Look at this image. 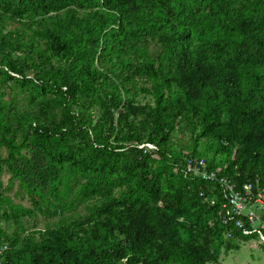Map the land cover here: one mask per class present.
Wrapping results in <instances>:
<instances>
[{"label":"trees","instance_id":"obj_1","mask_svg":"<svg viewBox=\"0 0 264 264\" xmlns=\"http://www.w3.org/2000/svg\"><path fill=\"white\" fill-rule=\"evenodd\" d=\"M53 1L30 3L37 12L46 13ZM233 1L102 0L108 14L95 13L97 21L90 28L110 36L117 55L134 49L130 43L138 35L156 36L163 43L162 60L156 69L148 58L136 68L127 64L152 81L155 126L144 142L155 147L152 152L162 153L159 146L168 141L174 122L193 114L200 119V135L216 143L215 152L233 154L224 166L196 156L205 158L213 170L223 169L221 174L227 177L237 166L241 178L255 174L264 178V0H245L238 7ZM122 12L127 13L131 24L128 29L122 26ZM40 34L45 41L46 51L41 54L49 65L46 74L50 85V94L40 101L41 114L44 117L49 109L60 107L62 117L53 127L35 119L25 124L32 130L33 144L44 159L38 176L53 185L61 175H67V162L68 167L73 165L85 173L87 179L81 185L85 196H101L103 181L116 176L118 186L126 188L117 201L123 211L114 201L105 199L96 206L89 225L52 228L38 242L21 243L16 235L9 237L0 230V242L14 245L0 256V264H118L122 260L124 264H205V259L211 258L209 236H225V226L216 222L214 207L199 197V191L208 195L210 185L181 173L183 159L191 156L170 162L176 176L171 180L162 178L164 172L147 168L148 155H142L136 146L130 147L129 159L121 146H79L75 152L84 153L82 158L71 152L68 143L78 130V122L70 101L79 93V85L85 84L90 66L82 59V44L77 37L61 36L56 25ZM166 60L170 65L174 61L175 66L164 70ZM62 61H75L79 66L69 72L58 66ZM14 66L11 64L10 71H15ZM26 82L32 93L39 90L40 84L34 80L22 84ZM107 116L112 122V114ZM0 130H6L1 120ZM131 141L138 143L141 139ZM2 142L8 152L5 162L9 172L29 188L22 170L15 165L22 143L16 144L4 135ZM31 192L38 195L31 198V203L40 211L43 198L36 188ZM12 209L17 224L16 210L30 213ZM210 219L214 221L212 228L208 226ZM179 228L203 236V245L180 240ZM229 240L240 241L236 232Z\"/></svg>","mask_w":264,"mask_h":264},{"label":"rangeland","instance_id":"obj_2","mask_svg":"<svg viewBox=\"0 0 264 264\" xmlns=\"http://www.w3.org/2000/svg\"><path fill=\"white\" fill-rule=\"evenodd\" d=\"M232 3L238 7L246 2L234 0ZM106 8L102 0H54L46 13H39L30 0H0V120L6 125L5 131L0 130V195L3 200L0 202V230L9 237L16 235L21 243L38 242L44 238L45 231L58 226L78 228L89 225L95 218L96 206L105 199H111L117 209L123 211L117 201L125 194L126 188L118 186L116 176L103 181L101 196L83 195L81 185L87 179L85 173L73 165L68 167L67 162H64L67 175H61L53 185L38 176L44 168V159L33 144L32 130L25 124L35 119L37 122L44 120L43 124L53 127L62 117L60 107L49 109L44 117L41 114L40 101L50 94V85L46 74L49 65L41 54L46 51L45 41L40 33L51 25L57 26L61 36L78 38L82 44V59L90 66L85 84L79 85V93L70 101V110L78 122V130L68 143L72 147L71 152L82 158L84 153L75 152L79 146H121L126 159H129L131 146L138 149L143 146L141 154L148 155L147 168L162 171L166 174L162 178L171 180L176 177L169 165L174 159L201 155L224 166L233 158L232 152H215L216 143L200 135V119L193 114L186 120L174 122L168 141L159 146L162 153L152 152L145 146L144 142L155 126V99L151 79L144 73H137L135 68L148 58L156 69L162 60L164 45L156 36L138 35L130 43L134 49L115 54L111 37L90 28L97 21L95 13L106 16ZM126 15V12L119 13L122 26L128 29L131 24ZM170 56L174 58V54ZM11 64H15L13 72L10 71ZM51 64L55 65V62ZM127 64H133L135 68ZM162 65L164 70L175 66L174 61L170 65L169 60ZM58 66L71 72L79 65L75 61H62ZM27 79L40 84L39 90L32 93L27 82L22 84ZM108 113L113 116L112 122L107 119ZM2 135L16 144L22 143L15 165L22 170L29 188L9 172L5 162L8 152ZM134 138L141 141H131ZM34 188L43 198L40 211L35 210L31 203V198L38 196L31 192ZM12 208L26 209L30 213L16 210L17 224L13 220ZM202 238L179 228V239L183 242L202 246ZM0 245L3 253L14 246L6 240H1ZM207 248L211 258L205 259V264H264V245L211 235ZM124 262L122 260L118 264Z\"/></svg>","mask_w":264,"mask_h":264},{"label":"built area","instance_id":"obj_3","mask_svg":"<svg viewBox=\"0 0 264 264\" xmlns=\"http://www.w3.org/2000/svg\"><path fill=\"white\" fill-rule=\"evenodd\" d=\"M145 146L155 149L150 144ZM180 167L183 177L210 185L208 195L204 191L198 194L206 204L214 207L216 222L225 226L224 234L228 239L236 232L241 241L264 245V178L261 175L241 178L238 167L234 166V174L227 177L221 174L223 169H211L201 156L184 158ZM208 226L212 228L214 221L210 219Z\"/></svg>","mask_w":264,"mask_h":264}]
</instances>
